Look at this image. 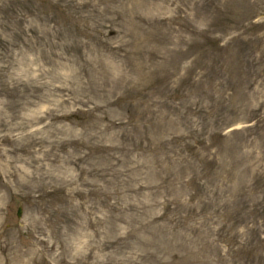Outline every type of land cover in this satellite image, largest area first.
I'll list each match as a JSON object with an SVG mask.
<instances>
[{"label":"rangeland","instance_id":"1","mask_svg":"<svg viewBox=\"0 0 264 264\" xmlns=\"http://www.w3.org/2000/svg\"><path fill=\"white\" fill-rule=\"evenodd\" d=\"M0 264H264V0H0Z\"/></svg>","mask_w":264,"mask_h":264},{"label":"water","instance_id":"2","mask_svg":"<svg viewBox=\"0 0 264 264\" xmlns=\"http://www.w3.org/2000/svg\"><path fill=\"white\" fill-rule=\"evenodd\" d=\"M16 216H19V208L17 209Z\"/></svg>","mask_w":264,"mask_h":264}]
</instances>
